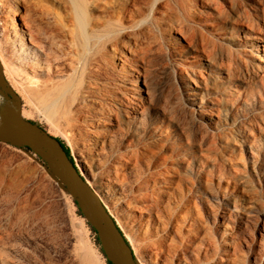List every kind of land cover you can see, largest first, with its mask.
Returning <instances> with one entry per match:
<instances>
[{"label": "rangeland", "instance_id": "obj_1", "mask_svg": "<svg viewBox=\"0 0 264 264\" xmlns=\"http://www.w3.org/2000/svg\"><path fill=\"white\" fill-rule=\"evenodd\" d=\"M221 1L217 34L229 35L236 22L247 26L246 34L263 33L264 0ZM205 2L197 0L192 8L199 10ZM25 7L33 9L34 0H26ZM169 13L156 14L157 26L126 31L109 49L116 62L130 49L144 51L138 83L144 96L138 117L143 122L135 131L122 129L125 141L144 150L139 166L158 205L151 213L154 225L146 221L143 190H131L134 169L118 193L107 191L101 184L105 164L83 159L80 133L41 108L10 66L1 63L0 128L31 120L33 127L65 143L91 196L121 230L134 264H264V75L253 70L262 53L231 48L233 54L229 58L223 53L221 66L229 77L212 81L205 62L218 64L222 43L215 40L211 52L197 31H184ZM195 47L201 50L192 57ZM194 68L201 87L196 95L187 89L189 83L194 86ZM117 90L115 85L112 91ZM210 103L215 107L206 105ZM152 127L162 136L155 137L158 143L146 153L155 139ZM44 157L0 140V182L8 186L0 194V264H86L81 260L84 251L93 256L92 264H106L91 217L74 203L56 163H45ZM222 209L224 218L219 216ZM106 232L109 247L125 258V248Z\"/></svg>", "mask_w": 264, "mask_h": 264}, {"label": "bare ground", "instance_id": "obj_2", "mask_svg": "<svg viewBox=\"0 0 264 264\" xmlns=\"http://www.w3.org/2000/svg\"><path fill=\"white\" fill-rule=\"evenodd\" d=\"M196 1L34 0L31 9L25 7L26 0H0V63L10 66L23 89L40 103L41 108L51 115L57 114L80 133L85 141L83 159L94 165L105 164V178L101 184L107 191L118 193L119 186L128 183V175L134 169L135 183L131 190H143L141 198L146 221L153 225L155 218L151 213L158 205L141 176L139 161L144 150L125 141L126 132L122 129L135 131L143 122V118L138 117L144 101L138 83L142 74L139 62L144 51L140 47L130 49L123 60L116 62L109 49L114 48L126 31L159 25L158 12H172L177 26L191 35L197 31L198 37L211 46V52L215 49V40L222 43L218 64L205 62L209 70L207 76L212 81L229 77L227 70L221 67L223 53L227 52L230 58L232 49L243 51L246 47L262 53V59H258L253 70L255 74L260 71L264 75V31L253 30L246 34L247 26L236 22L229 24V35H219L215 27L223 12L222 1L208 0L199 10H194L192 6ZM203 31L210 35L208 39H204ZM247 35L249 40L245 41ZM199 50L195 47L192 57L197 56ZM197 72L195 68L190 72L194 86L187 84L192 95L198 94L196 88L201 89ZM199 77L202 78L201 73ZM115 85H118V94L112 91ZM206 105L214 106V103ZM151 134L153 138L162 136L156 127H152ZM156 139L146 147V153L153 151L151 146L158 143ZM106 147L110 149L108 153L104 152ZM6 187L0 182V194L5 193ZM227 205L226 202L225 207ZM224 211L222 209L219 215L222 218ZM81 256L84 263H93L89 251Z\"/></svg>", "mask_w": 264, "mask_h": 264}, {"label": "water", "instance_id": "obj_3", "mask_svg": "<svg viewBox=\"0 0 264 264\" xmlns=\"http://www.w3.org/2000/svg\"><path fill=\"white\" fill-rule=\"evenodd\" d=\"M25 124V122L21 123L12 129L0 128V140L16 142L21 145H38L48 151L51 155L49 162L54 161L56 163L60 169L61 177L71 185L69 190L80 200L84 205L82 209H86L91 217L100 241L101 250L108 261L112 264H134L131 248L126 243L121 230L106 212L104 206L91 196L86 182L75 164L70 161L60 141L41 128L32 125L26 126ZM106 229L115 237L113 242L118 241L125 248L127 254L125 258L117 255L109 247Z\"/></svg>", "mask_w": 264, "mask_h": 264}, {"label": "trees", "instance_id": "obj_4", "mask_svg": "<svg viewBox=\"0 0 264 264\" xmlns=\"http://www.w3.org/2000/svg\"><path fill=\"white\" fill-rule=\"evenodd\" d=\"M26 124V126H29V125H31V124H33V122L31 121V120H27L26 122H25ZM39 128V127H38ZM57 140H59L60 141V143H61V145H62V147H63V149H64V151H65V153L67 154V156L69 157V159H70V161L71 162H73L74 163V161H73V158H72V156L70 155V150H69V148L65 145V143L62 141V140H60L59 138H57V137H55ZM22 147L23 148H25L26 150H28V151H31V152H36L38 155H45V157H44V162L46 163H48L49 162V157L51 156L50 155V153L48 152V151H46L43 147H41V146H38V145H23L22 144ZM68 184V188L70 189L71 188V185L69 184V183H67ZM90 192V191H89ZM74 203L76 204V206L78 207V209H80V208H82L84 205L80 202V200H78V198L75 196L74 197ZM98 203L99 204H101L99 201H98ZM91 229L95 232V235L96 236H98L97 235V232L95 231V228L92 226L91 227ZM126 243H127V241H126ZM128 244V243H127ZM101 250V249H100ZM101 252H102V250H101ZM103 253V252H102ZM104 255V254H103ZM104 257H105V261H106V264H112L110 261H108V259L106 258V256L104 255Z\"/></svg>", "mask_w": 264, "mask_h": 264}]
</instances>
